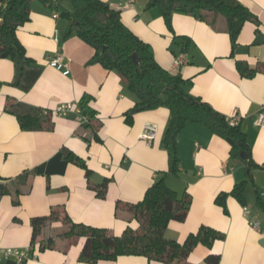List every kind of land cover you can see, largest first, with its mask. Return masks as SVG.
Returning <instances> with one entry per match:
<instances>
[{
	"label": "crops",
	"instance_id": "obj_1",
	"mask_svg": "<svg viewBox=\"0 0 264 264\" xmlns=\"http://www.w3.org/2000/svg\"><path fill=\"white\" fill-rule=\"evenodd\" d=\"M57 1L73 9L71 0ZM103 1L120 10L123 24L150 45L161 67L189 80L188 92L227 117L237 115L259 165L248 174L245 164L232 156L227 139L201 124L187 123L177 139L179 175L168 176L166 182L178 198L187 192L192 202L184 218L169 222L166 236L183 242L201 225H207L223 232L224 239L212 247L198 244L187 264H210L206 260L210 253L220 255L218 264H264V215L256 206V189L264 190V124L259 123L264 114V72L248 78L236 66L238 60L252 67L264 62V0H227L245 5L260 21L259 25L244 24L234 52L221 16L201 20L175 13L173 29H169L160 8L148 6L149 0ZM56 13L42 0L32 1L30 20L17 35L33 62L25 67L18 84H14L13 60L0 56V264L7 262L2 249L31 246L32 218L48 215L58 206H63L75 222L119 235L129 221L132 225L136 221L129 209H120L117 203L142 200L169 168L163 137L170 110L165 106L143 110L127 122L125 113L136 103V96L117 72L90 62L95 49L76 34L66 36L69 22L60 15L55 17ZM58 51L66 57L62 70L51 64ZM66 69L70 70L67 75L63 74ZM85 95L96 112L91 124L79 121L75 112L66 117L54 113L61 103L80 105ZM21 107L43 111L52 129H22L10 111ZM148 122L158 127L152 142L141 138ZM67 151L86 162L89 175L66 158ZM251 178L247 205L260 214L261 232L250 226L243 204L234 196L227 197V212L216 203L219 193ZM106 179V196L101 197L97 192ZM61 228V221L51 223L44 238L55 236ZM54 240L53 248H36L19 264H168L136 255L87 263L79 259L85 237L74 244L60 236Z\"/></svg>",
	"mask_w": 264,
	"mask_h": 264
},
{
	"label": "trees",
	"instance_id": "obj_2",
	"mask_svg": "<svg viewBox=\"0 0 264 264\" xmlns=\"http://www.w3.org/2000/svg\"><path fill=\"white\" fill-rule=\"evenodd\" d=\"M33 0H0V56L10 57L15 64V81L18 84L26 66L33 60L27 56L24 45L18 38L19 28L30 20ZM61 17L68 20L66 36L76 34L95 49L91 63H100L109 71L117 72L125 82L128 90L137 98L134 106L125 113L127 122H132L135 113L165 106L170 110V118L163 137V146L168 152L169 168L146 190L142 200L136 203H117L120 209L132 211L135 225L129 224L119 235L110 233L107 228L95 227L75 222L63 206L52 208L48 215L35 216L31 220L32 251H40L55 246V236L69 239L72 244L81 237L86 241L79 259L87 263L116 260L120 256H144L149 261H162L168 264H187L186 260L198 244L212 247L215 241L223 240L225 234L213 227L201 225L196 232L190 233L183 242L170 239L166 230L171 220L184 218L191 206L192 197L185 192L178 198L166 182L168 176H178L181 160L177 139L187 123H198L214 134L233 140L232 156L242 161L249 169L258 167L252 157V150L247 142L246 133L240 122L231 124L230 117L217 111L201 97L187 91L189 80L180 74L173 75L157 63L149 44L133 33L121 20L120 10L114 9L103 0H71L73 9L69 10L57 0H42ZM148 6H158L169 29L172 28V17L175 13L191 14L201 20L211 16L224 18L231 40L232 51L239 45V36L246 22L259 25L258 16L243 4H231L227 0H149ZM136 53L140 62L136 64L132 54ZM237 69L244 77L251 78L258 72H264V62L252 67L247 62L238 60ZM90 97L85 95L80 100L83 113L90 115L92 123L96 112L88 105ZM19 120L22 129L47 130L53 125L47 115L38 108L21 107L11 109ZM241 151L246 157H241ZM66 158L86 170H91L86 162L70 151ZM252 182L243 180L235 184L229 192H221L216 203L227 212L226 200L234 196L243 205L248 203L246 191ZM108 179L98 190V195L106 196ZM8 192V188L5 190ZM256 206L264 215V202L256 189ZM18 204L19 200H15ZM131 220V221H132ZM61 221L62 228L55 236L44 238L47 227L53 222ZM220 255L210 253L206 260L218 264ZM6 264H19L14 259Z\"/></svg>",
	"mask_w": 264,
	"mask_h": 264
},
{
	"label": "built area",
	"instance_id": "obj_3",
	"mask_svg": "<svg viewBox=\"0 0 264 264\" xmlns=\"http://www.w3.org/2000/svg\"><path fill=\"white\" fill-rule=\"evenodd\" d=\"M0 7H1V2H0ZM59 14L56 13L55 17H58ZM1 16H0V21H1ZM65 60L66 57L65 55L61 52L58 51L54 57L51 59V64L55 66L57 69L62 70L65 66ZM70 70L66 69L63 71V74L67 75L69 74ZM72 112H75L77 114V118L79 121L82 123L88 122L90 120V115L83 113V110L80 105H76L71 102H66V103H61L54 109V113L58 116H69ZM239 123V119L237 118V115H233L231 119V124L232 125H237ZM259 123L264 124V114L261 115L259 119ZM157 125L152 122H148L145 124L144 129L141 133V138L145 139L147 142H152V140L155 138V135L157 133ZM260 197L262 201L264 202V190L260 192ZM243 213L244 215L249 219V224L250 226L261 232L262 229V219L260 217V214L253 210L249 205H243ZM32 251V247H27L24 249H19V248H7V249H2V257L7 259H14L17 263H23L24 261L28 260L30 257Z\"/></svg>",
	"mask_w": 264,
	"mask_h": 264
},
{
	"label": "water",
	"instance_id": "obj_4",
	"mask_svg": "<svg viewBox=\"0 0 264 264\" xmlns=\"http://www.w3.org/2000/svg\"><path fill=\"white\" fill-rule=\"evenodd\" d=\"M132 59H133V61H134L136 64H139L140 60H139V58H138V56H137L136 53H133V54H132ZM227 141H228L230 144H233V143H234L233 140L230 139V138H227ZM241 157H242V158H245V157H246V152H245V151H241ZM247 173H248V174L250 173V169H249V168L247 169Z\"/></svg>",
	"mask_w": 264,
	"mask_h": 264
},
{
	"label": "rangeland",
	"instance_id": "obj_5",
	"mask_svg": "<svg viewBox=\"0 0 264 264\" xmlns=\"http://www.w3.org/2000/svg\"><path fill=\"white\" fill-rule=\"evenodd\" d=\"M249 177V176H248ZM250 190L252 189V188H249ZM132 212V211H131ZM133 213V212H132Z\"/></svg>",
	"mask_w": 264,
	"mask_h": 264
}]
</instances>
